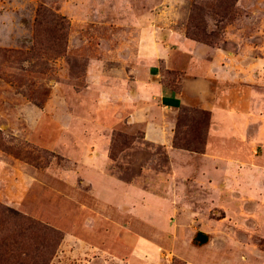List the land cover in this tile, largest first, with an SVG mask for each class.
<instances>
[{
    "label": "rangeland",
    "instance_id": "rangeland-1",
    "mask_svg": "<svg viewBox=\"0 0 264 264\" xmlns=\"http://www.w3.org/2000/svg\"><path fill=\"white\" fill-rule=\"evenodd\" d=\"M0 204L50 229L0 217L3 264H264V0H0Z\"/></svg>",
    "mask_w": 264,
    "mask_h": 264
},
{
    "label": "crops",
    "instance_id": "crops-1",
    "mask_svg": "<svg viewBox=\"0 0 264 264\" xmlns=\"http://www.w3.org/2000/svg\"><path fill=\"white\" fill-rule=\"evenodd\" d=\"M219 65L221 64L220 58L218 60H214L212 62V64L209 65V67H207V71L210 72V74L212 76H215L216 73V67H219ZM161 101L162 104L165 108H167L168 110H178L181 107H183L186 104V99H185V95L182 93H165L162 92L161 94ZM204 109H207L211 112L212 117L214 118V121L212 122L211 126H210V130L208 132V143H207V149H208V153L209 152H214V153H218L219 151H223L225 152L227 155H234L235 153H237L238 151V147H240V145L246 140V138L244 137H240L242 136V134H240V136H238V134L240 132L237 129V126H233L230 125L228 126L229 129H225L228 131L224 130V126L222 124H219V121L217 123L216 118L219 120V117H228V118H232V119H237L238 118V114L236 112L235 109L230 108V107H224L220 104L213 103L210 106H204ZM216 120V121H215ZM236 121V120H235ZM175 129H176V123L175 121H162L159 124L155 125L151 122H146L145 126H144V135H145V139L149 140V141H153V142H159L161 144H167L169 145L172 140H173V135L175 133ZM244 141H242V140ZM223 141L226 143L230 142V145H226V149L220 150L219 149V143ZM213 142V143H212ZM218 143V146H216L215 144ZM234 143V144H232ZM224 145V143H223ZM218 150V151H217ZM178 154V153H177ZM251 154L254 156V154H256V152L254 151V153L251 151ZM251 155V156H252ZM248 154L245 152L244 155L242 157H247ZM259 169H254V171H252V169L249 168V170H245L244 174L246 177H248V175H253L257 176L258 173H260L262 171V169L260 167H258ZM112 183L113 179H111ZM117 182V183H116ZM117 188L119 186H123L124 191L126 190H131V188H134V186L125 184L124 182L118 180H115L114 183Z\"/></svg>",
    "mask_w": 264,
    "mask_h": 264
},
{
    "label": "trees",
    "instance_id": "trees-1",
    "mask_svg": "<svg viewBox=\"0 0 264 264\" xmlns=\"http://www.w3.org/2000/svg\"><path fill=\"white\" fill-rule=\"evenodd\" d=\"M191 34V33H190ZM193 36V35H191ZM201 111V115L202 117L206 118L205 120V124H209V118H210V112L206 109L200 110ZM188 148V147H185ZM6 214H9L11 216H14L15 220V224H19L22 223L24 224V226H20L19 227V231L20 234H22L24 228L27 229H34V228H39L41 230H50L47 226L24 216H20L18 212L13 211L11 209L5 208L0 204V217H3V219H5V217L7 216ZM22 231V232H21ZM209 235L208 233H205L203 231H198L193 239V242L195 244L198 245H202L205 244L208 241ZM6 247H4L3 245L0 246V264H3V258L6 259H11V258H15L16 256L20 255L18 254L16 251H13L14 248H21V244L18 242L17 238L13 239V243H11L10 241L4 243ZM18 263V262H16ZM19 264V263H18Z\"/></svg>",
    "mask_w": 264,
    "mask_h": 264
}]
</instances>
